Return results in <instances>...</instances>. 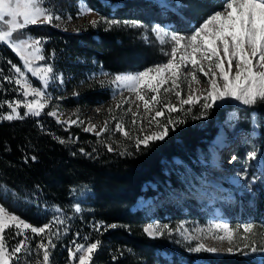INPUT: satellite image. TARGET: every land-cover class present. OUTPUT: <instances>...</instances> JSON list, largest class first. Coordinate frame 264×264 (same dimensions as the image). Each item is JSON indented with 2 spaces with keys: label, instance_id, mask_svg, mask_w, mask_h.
<instances>
[{
  "label": "trees",
  "instance_id": "16d2710c",
  "mask_svg": "<svg viewBox=\"0 0 264 264\" xmlns=\"http://www.w3.org/2000/svg\"><path fill=\"white\" fill-rule=\"evenodd\" d=\"M222 2L180 0V6L161 7L156 0H85L99 18L138 21L146 28L124 24L109 28L106 23H101L95 27L88 25L80 33H72L42 24L30 26L21 37L44 38L47 62L63 75L68 85H85L80 96L68 99L70 104L97 106L110 100L112 95L109 89H102L94 79L99 70L114 74L139 72L164 63L168 59L164 53L168 50L159 43L151 29L155 25L170 24L173 31L191 33L193 25L198 26L208 14L220 10ZM79 3L80 0H48V6L62 19H68L70 15L71 21L76 22L80 19L77 15ZM9 60L22 66L20 58L10 48L0 44V69L3 75L14 76L15 73L10 71L11 65L7 63ZM0 84L3 85L0 102L22 99L18 85L2 78ZM250 109L258 113L260 134L252 140L247 153L260 151L264 159V103ZM7 111L9 109L4 105L0 114ZM48 112L46 108L39 117L29 115L23 120L0 121V185L12 190L7 194L0 190V197H3L0 203L36 227L52 219L54 213L51 209L55 205L71 217L66 225L67 234H62L55 241L52 264L70 263L68 249L73 247L72 241L84 242L76 237L77 232L90 241H102L92 264H169L159 254L169 251L167 238L149 237L143 231L148 217L145 212L135 210L134 206L141 196L153 195V191L145 190L150 182H155L164 190L170 188L169 182L180 189L187 187L174 158L184 163L185 173H188L187 167L199 170L197 151L199 147L205 150L206 145L196 140L195 112L185 110L172 116L184 123H178L174 130L170 127L164 140L152 142L147 148L141 146L138 150L129 139L119 136L113 141L115 150L111 152L107 150V144L112 140L107 134L97 137L84 131L80 125L68 127L58 123ZM217 112L221 115L223 110ZM247 127H250V122ZM56 137L66 140V143L61 144ZM81 148L91 155L81 153ZM33 156L35 160L31 159ZM257 187L253 201L242 202L234 213L241 223H253L263 228L264 183H259ZM81 191L87 193L82 199L79 198ZM12 193L20 199H15ZM76 204L82 209L79 213L72 210ZM101 222L116 227L107 231L101 227L98 232L93 225ZM64 227L62 225L61 229ZM258 233L262 236L261 230ZM28 234L31 237L32 234ZM6 238L12 245L21 237L13 239L12 232H8ZM39 240V236L32 238L33 247ZM258 240L257 245L261 243ZM29 259L36 264L40 257L33 254ZM206 260L209 264H264V251L251 252L247 256H211Z\"/></svg>",
  "mask_w": 264,
  "mask_h": 264
},
{
  "label": "snow or ice",
  "instance_id": "6c2138e0",
  "mask_svg": "<svg viewBox=\"0 0 264 264\" xmlns=\"http://www.w3.org/2000/svg\"><path fill=\"white\" fill-rule=\"evenodd\" d=\"M91 12L92 9L87 7L85 0H80L77 15H87ZM68 19L71 20L72 17L69 15ZM60 20L61 16L48 6V0H0V44L10 48L22 61V66L7 61L11 65L10 71L15 73L14 76H5L0 69V78L18 85V91L22 95V99L0 102V109L4 105L9 109L6 113L0 114V120H23L29 115L39 117L51 103L47 89L54 81L59 80L62 84V74L55 73L53 66L47 62L43 49L44 38L30 35L22 38L21 34L30 26L53 25L55 21ZM101 23H106L109 28L121 24L146 28L138 21L108 20L106 17L90 21L93 27ZM54 26L60 25L56 23ZM151 31L161 45L170 46V51L164 53L169 57L167 61L139 72L116 74L108 81L135 93V100L140 102L137 110L133 111L130 106L135 101L130 97H122L114 108L107 109L108 117L99 131L98 125L91 121L84 131L92 132L97 137H102L109 131L118 132L125 139H132L139 150L141 146L147 148L152 142L164 140L169 135L170 127L174 130L178 123H184L183 120L173 119L172 113L185 111V105L189 106L187 109L189 112L192 107L200 105V116H206L217 102L226 99L250 106L264 103V0H223L220 10L208 14L198 26L193 25L188 35L168 31L160 25H155ZM144 38L147 39V36ZM38 61L44 63L37 64ZM189 67L192 69L191 72H186L185 69ZM197 73L203 74L206 78L205 82L208 85L206 89L192 87L193 84H200ZM29 75L36 77L41 82V87H34ZM100 84L103 86L105 81L101 80ZM182 84L188 89L184 95ZM2 87L0 84V88ZM169 94L179 100V106L171 102ZM30 96L32 99H27ZM124 105L129 107L124 109ZM21 107L25 109L23 115L19 111ZM117 109H123V115L118 116ZM96 111L99 113L101 109L97 108ZM47 114L55 117L58 123L67 124L69 127L85 123L76 113H73L75 119L69 117L62 120L63 113L58 106ZM129 115L131 119L128 122L133 129L143 132V121L147 119L149 127L154 126L156 130L143 135H133L125 128L124 117ZM113 121L115 124L111 127ZM255 127L254 124V131ZM56 139L61 144L66 143L64 139L59 137ZM68 139L73 140L72 137ZM107 150L111 152L115 149L111 144H107ZM80 152L91 155L83 148ZM31 159L35 160L36 157L33 156ZM232 159L235 160L236 157ZM248 159L257 160L258 152L252 151ZM261 163L264 166V159ZM238 176L247 177V171L239 173ZM255 179L253 177L248 182L249 188ZM0 190L5 194L12 192L5 185H0ZM12 195L15 199H20L17 194ZM51 210L54 213L52 219L36 227L0 203V264H32L29 258L33 254L40 257L36 264H52L51 256L56 248L55 241L59 240L62 234H67L66 225L71 217L66 216L65 210L58 205L52 206ZM72 210L74 213L82 211L79 204L74 205ZM62 225H65L63 229ZM93 227L99 232L101 227L107 231L116 225H103L101 222ZM143 231L153 238L179 231L186 240L198 239L168 225L149 224ZM198 231L204 232L203 229ZM8 232H12L13 239L21 238L10 245L6 238ZM28 233L32 234L31 237ZM207 234L221 243H227L228 247L223 250L220 247H209L202 238H199L195 246L189 247L188 251L209 253L219 257L237 254L247 256L251 252L264 251V236H261V243L257 245L254 237L259 233L252 223L232 226L226 222H213L208 226ZM75 235L84 242L78 243L75 239L72 241L73 247L68 249L70 264H92L93 256L100 249L102 241L99 239L90 241L87 236L81 237L79 232ZM36 236H39L40 240L33 247L32 238Z\"/></svg>",
  "mask_w": 264,
  "mask_h": 264
},
{
  "label": "rangeland",
  "instance_id": "374dc122",
  "mask_svg": "<svg viewBox=\"0 0 264 264\" xmlns=\"http://www.w3.org/2000/svg\"><path fill=\"white\" fill-rule=\"evenodd\" d=\"M156 1L159 2L161 7H165L166 5L180 6V0ZM79 18V21L76 22L69 19H62L61 17V20L55 21L52 26L63 31L80 33L88 25H91L87 23H90L92 20H99L98 14L93 10L90 14L80 15ZM56 23L60 26H54ZM161 27H165L168 31H173L170 24ZM153 35L155 36L154 33ZM164 46L170 51L169 45ZM36 63L43 64L44 61H38ZM191 70L190 67L185 69L186 72H191ZM55 73L61 74L56 71ZM105 73L107 75H104ZM116 74L120 73L114 74L101 69L94 77L102 89H109L112 94L110 100L97 106L73 105L68 102L69 98H77L80 96L85 88L84 84L68 85L64 78L62 84L59 80L52 82L47 89V93L51 97V103L47 106L49 112L58 106L60 112L63 113L61 116L62 120H67L69 117L75 119L73 113H76L85 122L76 125H80L84 129L88 126V122L91 121L98 125L97 131H99V128L103 127V123L108 117L107 109L110 107L114 108L122 97H130L132 101H135L130 106L133 111H136L137 105L140 102L135 100V93H131L125 88L117 87L115 84L108 83ZM197 75L200 78V84H193L192 87L200 90L206 89L208 87L205 82L206 78L201 73H197ZM29 79L34 87H41V82L36 77L29 75ZM101 80L105 81L103 86L100 84ZM181 87L184 89L182 93L184 95L188 89L185 84H182ZM74 92L79 94L73 95ZM169 95L171 96V102L179 106V100L174 95ZM27 99H32V97L30 96ZM127 107L129 105L123 106L124 109ZM252 107L233 99H226L223 102H217L208 111L206 116H200V105L191 108L190 112H195L194 117H200L194 118L195 127L198 130V138L196 140L206 145L205 150L199 147L197 151L200 161L199 170H202V172H199L198 169H194L193 167H187L188 173H185L183 170V167H185L184 163L179 158H174V162L180 167L181 179L184 180L187 187L180 189L178 185L169 182L170 188L164 190L155 182L148 183L145 186V190L153 191V195L141 196L134 206L135 210L143 211L147 215L149 221L145 226L149 224L168 225L173 229H181L185 235H191L198 239L202 238L203 242L209 247H220L221 250L228 247L227 243H221L207 234L208 226L213 222H226L232 226L247 224L241 223L234 213V210L244 201L252 202L255 198L258 184L264 183V166L261 163L263 159L262 154L260 151H257L258 159L249 160L247 153L252 146V140L260 134L259 116L255 110L251 111L250 108ZM97 108L101 109L99 113L96 111ZM184 108L187 111L189 106L185 105ZM22 109L25 111L22 107L19 111L21 112ZM219 109L223 110L221 115H217ZM183 112L172 113V116L175 114L177 116ZM116 114L118 116L123 115V109H117ZM53 118L56 120L55 117ZM124 119L126 121L125 128L132 132L133 135H143L146 132L156 130L154 126L149 127L147 119L143 121V132L133 129L131 123L128 122L131 119L130 115L125 116ZM249 122L250 127L248 128L247 123ZM114 124V121L111 122V127H114ZM254 124L256 126L255 131L253 130ZM64 125L68 126L67 124ZM89 133L94 134L92 132ZM106 134L112 140L109 144L115 149V142L113 141L118 140L116 138L119 136H123L118 132L113 133L112 131ZM129 140L134 143L132 139ZM233 157H236V159L233 160ZM220 159L222 160L221 165L215 162ZM245 171H247V177L242 178L238 176L239 173ZM253 177L256 178L255 182L249 188L247 186L248 182ZM85 194H87L86 191H81L79 198H84ZM253 225L256 227V231L259 232L261 230V235L264 236V227L260 228L256 224ZM199 229H203L204 232H199ZM160 237H166L170 243L169 251L159 252L161 257L168 260L169 264H209L206 260L207 257H219L209 253L189 252L188 248L195 246L198 239L186 240L179 231H172L170 234H165ZM256 239H260L261 241V236L257 235L254 237L255 241Z\"/></svg>",
  "mask_w": 264,
  "mask_h": 264
},
{
  "label": "bare ground",
  "instance_id": "6f19581e",
  "mask_svg": "<svg viewBox=\"0 0 264 264\" xmlns=\"http://www.w3.org/2000/svg\"><path fill=\"white\" fill-rule=\"evenodd\" d=\"M221 161H222V160L220 159L219 161H215V162H218V163H219V165H221Z\"/></svg>",
  "mask_w": 264,
  "mask_h": 264
}]
</instances>
